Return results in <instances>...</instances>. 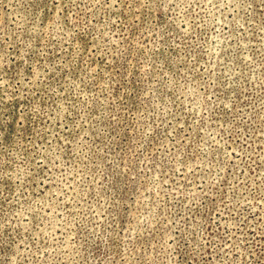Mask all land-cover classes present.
Returning a JSON list of instances; mask_svg holds the SVG:
<instances>
[{
	"label": "rangeland",
	"instance_id": "obj_1",
	"mask_svg": "<svg viewBox=\"0 0 264 264\" xmlns=\"http://www.w3.org/2000/svg\"><path fill=\"white\" fill-rule=\"evenodd\" d=\"M0 264H264V0H0Z\"/></svg>",
	"mask_w": 264,
	"mask_h": 264
}]
</instances>
